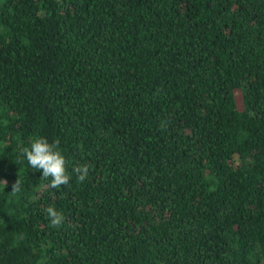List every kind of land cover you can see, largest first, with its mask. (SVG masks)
<instances>
[{
	"label": "trees",
	"instance_id": "obj_1",
	"mask_svg": "<svg viewBox=\"0 0 264 264\" xmlns=\"http://www.w3.org/2000/svg\"><path fill=\"white\" fill-rule=\"evenodd\" d=\"M4 180L0 264H264V0H0Z\"/></svg>",
	"mask_w": 264,
	"mask_h": 264
},
{
	"label": "clouds",
	"instance_id": "obj_2",
	"mask_svg": "<svg viewBox=\"0 0 264 264\" xmlns=\"http://www.w3.org/2000/svg\"><path fill=\"white\" fill-rule=\"evenodd\" d=\"M21 154L27 159L29 166L34 170H42V179L48 180L51 178L49 187L59 189L62 185H68L70 175L66 170L67 161L59 148V141L49 142L46 137H35L30 147L21 149ZM90 165L87 163L73 167V172L76 174L80 182L85 181L89 175ZM7 186V181H0ZM22 190V181L18 178L13 184L11 193L13 195L20 193ZM47 218L50 220V225L59 227L64 221L63 213L58 211L53 206H48L45 209Z\"/></svg>",
	"mask_w": 264,
	"mask_h": 264
}]
</instances>
